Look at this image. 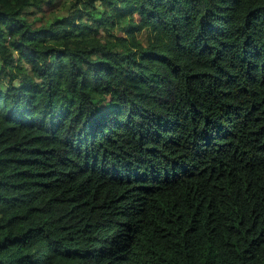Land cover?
<instances>
[{
  "label": "trees",
  "instance_id": "1",
  "mask_svg": "<svg viewBox=\"0 0 264 264\" xmlns=\"http://www.w3.org/2000/svg\"><path fill=\"white\" fill-rule=\"evenodd\" d=\"M0 0V264H264V0Z\"/></svg>",
  "mask_w": 264,
  "mask_h": 264
},
{
  "label": "rangeland",
  "instance_id": "2",
  "mask_svg": "<svg viewBox=\"0 0 264 264\" xmlns=\"http://www.w3.org/2000/svg\"><path fill=\"white\" fill-rule=\"evenodd\" d=\"M44 11L46 15H51L52 13L65 15L69 11V0H57L53 5L44 7Z\"/></svg>",
  "mask_w": 264,
  "mask_h": 264
}]
</instances>
